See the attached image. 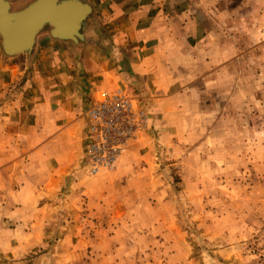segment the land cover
<instances>
[{"label":"rangeland","instance_id":"obj_1","mask_svg":"<svg viewBox=\"0 0 264 264\" xmlns=\"http://www.w3.org/2000/svg\"><path fill=\"white\" fill-rule=\"evenodd\" d=\"M228 11L113 168L0 144V264H264V0Z\"/></svg>","mask_w":264,"mask_h":264},{"label":"crops","instance_id":"obj_2","mask_svg":"<svg viewBox=\"0 0 264 264\" xmlns=\"http://www.w3.org/2000/svg\"><path fill=\"white\" fill-rule=\"evenodd\" d=\"M8 1L20 9L32 0ZM82 1L91 13L78 42L43 30L30 53L9 56L0 38V144L18 158L46 149L61 151L64 165L82 158L85 112L100 90L122 88L156 109L167 103L184 61H199L201 49L214 63L210 33L229 13L228 0Z\"/></svg>","mask_w":264,"mask_h":264},{"label":"built area","instance_id":"obj_3","mask_svg":"<svg viewBox=\"0 0 264 264\" xmlns=\"http://www.w3.org/2000/svg\"><path fill=\"white\" fill-rule=\"evenodd\" d=\"M145 108L122 88L100 90L85 112L81 162L89 174L113 168L146 125Z\"/></svg>","mask_w":264,"mask_h":264},{"label":"water","instance_id":"obj_4","mask_svg":"<svg viewBox=\"0 0 264 264\" xmlns=\"http://www.w3.org/2000/svg\"><path fill=\"white\" fill-rule=\"evenodd\" d=\"M74 6L89 8L87 20L91 6L82 0H32L20 9H12L8 0H0V38L3 52L9 56L30 53L36 36L43 30H47L54 38L73 42L82 40L85 22L78 33L80 20L77 18L78 9Z\"/></svg>","mask_w":264,"mask_h":264},{"label":"bare ground","instance_id":"obj_5","mask_svg":"<svg viewBox=\"0 0 264 264\" xmlns=\"http://www.w3.org/2000/svg\"><path fill=\"white\" fill-rule=\"evenodd\" d=\"M72 6V5H71ZM74 8L78 9V15H77V18H78V21H79V32H81L82 28H83V23L86 22V17L88 16L89 14V8H86V7H78V6H74ZM77 11V10H76ZM73 19V18H72ZM77 21V23H78ZM72 25V24H71Z\"/></svg>","mask_w":264,"mask_h":264}]
</instances>
